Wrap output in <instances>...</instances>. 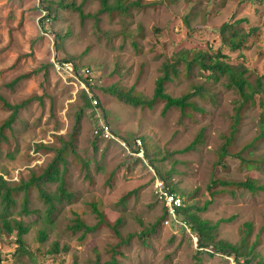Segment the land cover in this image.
Instances as JSON below:
<instances>
[{
	"label": "rangeland",
	"instance_id": "rangeland-1",
	"mask_svg": "<svg viewBox=\"0 0 264 264\" xmlns=\"http://www.w3.org/2000/svg\"><path fill=\"white\" fill-rule=\"evenodd\" d=\"M48 1L56 15L51 21ZM124 2L126 12L108 13L101 0H0V94L20 105L12 126L0 131V177L11 185L37 179L62 143L72 144L63 174L70 198L48 222L37 187L29 192L27 215L21 214L23 193L15 195L7 217L28 227L25 252L14 235L0 232V264H264V91L242 104L226 78L214 82L197 65L186 73L184 62L165 88L175 98L201 87L190 99L197 109L185 115L176 108L163 115L162 101L132 106L107 91L116 87L151 99L164 64L181 53L192 60L219 51L221 61L247 69L250 84L261 78L264 89V0ZM237 21L242 31H256L231 52L221 44L220 29ZM66 58L93 68L88 94L101 105L83 107L81 82L52 64ZM12 112L0 103V128ZM79 112L81 127L70 142ZM104 124L114 138L97 137ZM138 138L190 213L213 226L212 242L235 246L237 255L199 250V240L195 246L186 232L159 223L155 170L135 155ZM41 143L53 150L38 149ZM246 181L257 190L236 185ZM42 188L56 195L58 184ZM77 219L98 228L83 238L73 230ZM146 230L151 233L141 239Z\"/></svg>",
	"mask_w": 264,
	"mask_h": 264
},
{
	"label": "trees",
	"instance_id": "trees-1",
	"mask_svg": "<svg viewBox=\"0 0 264 264\" xmlns=\"http://www.w3.org/2000/svg\"><path fill=\"white\" fill-rule=\"evenodd\" d=\"M101 4H102L101 10L107 11L108 13H114L115 11L126 12L128 10V5L125 4L124 0H115L114 3H111L110 0H101ZM44 8L48 12L47 19L51 21L54 17L52 12L53 2L48 1V4L44 6ZM239 25H240V21H237L235 23H225L220 29V35L222 39L221 44L223 45V47L227 48L231 52H236L242 49L249 36L255 33L256 31L255 28H252L248 32H244L239 28ZM222 58H225V56L222 55L220 51L213 57H210L207 53L204 54L201 53L195 56V58L192 60L188 59L187 53L179 54V56H176L174 62L164 64L163 74L158 78L157 83L155 84L154 94L151 99H146L145 97L142 96H136L131 91L125 92L116 87H113L107 91H109L113 95H116L119 99L127 102L132 106L151 107L156 101H162L164 102V106L162 109L163 115H165L171 108L179 109L181 113L185 115L187 110L197 109L194 103L191 102L190 99H192L195 95L197 96L202 93L200 92L201 87L198 88L195 87L194 93H189L181 97H175V98L169 95L166 92V88H165L166 82L171 80L172 74L173 75L177 74L178 71L177 69L182 62L185 63L186 73L190 74L192 68L195 65H197L202 71L209 72L208 77L210 79H213L214 82H217L222 78H226V87L236 92L242 104L251 101L255 95L264 91L261 78H258L254 83V85L250 84L245 78V74L247 70L246 68H243L242 66L230 65L224 61H221ZM60 60L73 61L76 65L78 72L80 73L81 78L84 81H86L87 86L90 87V89L93 87L92 80L94 78V75H93L92 67L87 65H82L79 62H77L75 59H71V58L60 59ZM52 64L54 66V63ZM83 68H87L89 71L85 73L82 70ZM80 94L82 95V99L84 102L83 107H97L96 105L93 104V98L89 96L88 90L86 88H82ZM0 103H2L5 108H8L13 111L11 116L5 122V124L0 128V131L3 132L6 128L11 127L12 124L15 122L19 112L20 105L10 104L1 94H0ZM27 103L28 102H25L22 105H26ZM83 113L84 112H79L77 115L76 124L74 127V133L71 137L72 140L70 142L74 140L76 134L78 133L81 127ZM236 120L237 118L235 119V122ZM96 135L97 137L103 136V132L101 128ZM138 140H140L141 147L144 152V156L141 159L144 162L149 163V165L155 170V172L158 175H160L163 179H165L162 173L160 172V170L155 166V161L150 158L145 140L142 138H138ZM197 141H199V138L195 140L192 144H190L186 149H190V147H193L197 143ZM228 143L229 140L226 141V143L220 149L221 153L219 156V161L226 156ZM71 145H72L71 143H65V142L62 143V147L54 152L55 156L52 162L47 166L42 176H40L37 179L33 177L31 178L30 181L26 183L19 182L18 184L11 185L5 180L3 176L0 177V205L2 206V211H3L0 214V232H3L7 236L14 235L16 238V242L19 246V249L23 252H25L24 236L28 234L29 231L28 227H26L22 222L19 221H14L13 223L9 222L7 217V211L11 206L15 205V200H14L15 195L23 193L24 196H23V204L21 207V214L27 215L29 213L28 212L29 192L32 188L37 187L38 196L40 200L43 202L44 205L48 207L47 209V214L49 216L48 222H51L50 220H52L51 218L54 216L56 212L57 204L63 202V200L65 199L70 198V196L67 194L66 191V185L63 174H65L66 172L65 169L67 167L65 155L67 150L70 149ZM37 148L47 149L48 146H46V144L41 143L38 144ZM134 148H135L134 150L135 153L139 152V149L136 146V142L134 143ZM48 149L53 150L52 148H48ZM60 168H62L63 173H60ZM49 183L58 184L56 195L48 194L43 190L42 187ZM221 183L225 185L227 184L225 182H221ZM40 185H42V187ZM236 185L238 187H244L250 189L251 191L257 190L254 184L249 181L237 183ZM169 188L171 189V191L176 192L175 189H173L171 186H169ZM180 197L183 200V206L181 208V212L187 218L193 231L197 234L199 238L198 239L199 250H205L211 247L212 251L215 253H221L227 256H231L234 254L237 255V248L235 246L223 242H217V243L212 242V240L214 239L211 234V229L213 228V226H210L208 225L207 222L200 220L197 215H192L189 211L191 207L185 206L183 197L181 195ZM208 204L210 203L207 202L203 208L201 209L197 208V209L198 210L206 209ZM93 208L96 214L101 218L102 216L99 213L97 207L93 205ZM162 209H163V214L159 220V223L164 224V221L167 218V213L163 206ZM97 228L98 227H89L85 223L81 222L80 219H77L73 227V230L75 232H83V238H85L87 235L94 233L97 230ZM181 232L184 233L185 231L182 230ZM149 233H151V230H146L142 232L141 239L147 237ZM39 240L41 241V243L46 242L47 234L45 233V231H42L40 233ZM195 264H198V262H196Z\"/></svg>",
	"mask_w": 264,
	"mask_h": 264
},
{
	"label": "built area",
	"instance_id": "built-area-1",
	"mask_svg": "<svg viewBox=\"0 0 264 264\" xmlns=\"http://www.w3.org/2000/svg\"><path fill=\"white\" fill-rule=\"evenodd\" d=\"M53 63H54V68L60 74L65 76V78L79 80L82 84V88H86L88 90V93H90L86 81H84L81 78L80 73L78 72L76 65L73 61L56 59L53 60ZM82 70L85 73L89 71L87 68H83ZM93 102L95 105H100L101 103L100 98H97L95 95L93 96ZM101 129L103 132V136H105L106 138H112V137L114 138V135L112 134V130L109 124H104L101 127ZM136 142H137L136 146L139 149V152L135 153V155L139 156L140 158H143L144 152L141 147V142L140 140H137ZM153 182H154V190H153L154 195L156 199L162 204V206L164 207L167 213V218L164 221V225L170 226L171 228L175 229L177 232L180 230H184L192 238L195 246H197L198 236L193 231L187 218L181 212V208L183 206V200L180 197V195L177 194L176 192L171 191V189L169 188V184H167L165 179H163L155 171L153 172Z\"/></svg>",
	"mask_w": 264,
	"mask_h": 264
}]
</instances>
